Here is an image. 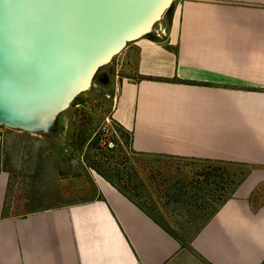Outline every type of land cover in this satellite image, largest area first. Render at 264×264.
I'll return each mask as SVG.
<instances>
[{
  "label": "crops",
  "instance_id": "obj_1",
  "mask_svg": "<svg viewBox=\"0 0 264 264\" xmlns=\"http://www.w3.org/2000/svg\"><path fill=\"white\" fill-rule=\"evenodd\" d=\"M162 29L125 46L112 119L138 155L250 174L184 244L102 178L95 198L6 214L0 167V264L264 263V0H176Z\"/></svg>",
  "mask_w": 264,
  "mask_h": 264
},
{
  "label": "rangeland",
  "instance_id": "obj_2",
  "mask_svg": "<svg viewBox=\"0 0 264 264\" xmlns=\"http://www.w3.org/2000/svg\"><path fill=\"white\" fill-rule=\"evenodd\" d=\"M175 1L150 35L165 26ZM125 50L95 70L88 89L56 114L48 132L0 124V167L9 172L4 211L22 214L95 198L99 176L119 186L187 244L231 196L249 165L134 153L130 132L111 117L121 77L127 76Z\"/></svg>",
  "mask_w": 264,
  "mask_h": 264
},
{
  "label": "water",
  "instance_id": "obj_3",
  "mask_svg": "<svg viewBox=\"0 0 264 264\" xmlns=\"http://www.w3.org/2000/svg\"><path fill=\"white\" fill-rule=\"evenodd\" d=\"M172 1L0 0V124L48 132L95 70L150 33Z\"/></svg>",
  "mask_w": 264,
  "mask_h": 264
},
{
  "label": "trees",
  "instance_id": "obj_4",
  "mask_svg": "<svg viewBox=\"0 0 264 264\" xmlns=\"http://www.w3.org/2000/svg\"><path fill=\"white\" fill-rule=\"evenodd\" d=\"M171 9H172V7H171ZM171 9H170V12H171ZM169 15H170V13H169ZM148 35H150V34H148ZM152 36V35H151ZM153 38H154V40H157V41H160V42H162V43H164L165 41H166V39H165V37H157L156 35H153L152 36ZM121 128V127H120ZM245 171H244V173L242 174V175H240V177L238 178V180H237V184L233 187V191H232V193L234 192V190H235V188L237 187V186H239V184L250 174V172H251V167L249 166V167H246L245 169H244ZM112 186H114L116 189H118L122 194H124L126 197H128L130 200H132V201H134V202H136L133 198H131L128 194H126L123 190H121L120 189V187L119 186H117L115 183H113L112 181H110V180H108V179H106ZM232 193H231V195H232ZM231 196H229L228 198H230ZM227 198V199H228ZM226 199V200H227ZM137 203V202H136ZM138 204V203H137ZM138 205H140V204H138ZM166 231H168L170 234H172L174 237H176L177 238V236L176 235H174L173 234V232H171L168 228H166L165 226H163V225H161ZM201 230V228L198 230V231H196L195 232V234H197L199 231ZM194 234V235H195ZM193 237V236H192ZM192 237L190 238V240L192 239ZM178 240H180L179 238H177ZM190 240H189V242H190ZM181 241V240H180ZM182 242V241H181ZM188 242V243H189ZM183 243V242H182ZM185 244V243H184Z\"/></svg>",
  "mask_w": 264,
  "mask_h": 264
},
{
  "label": "bare ground",
  "instance_id": "obj_5",
  "mask_svg": "<svg viewBox=\"0 0 264 264\" xmlns=\"http://www.w3.org/2000/svg\"><path fill=\"white\" fill-rule=\"evenodd\" d=\"M143 36V35H142ZM125 47H123L120 51H122L123 49H124ZM88 89V84L86 83L84 86H82V88H81V90H78L77 91V94L74 96V98L76 97V96H78L80 93H82V92H84L85 90H87ZM74 98L68 103V106L70 105V103L74 100ZM67 106V107H68ZM7 126L8 127H13V126H11V125H9V124H7ZM29 130H31V131H33V132H39V131H42V130H44L43 128H39V126H33V127H31V128H29ZM97 180H98V182L100 183V184H104L103 183V180L101 179V177H99V176H97Z\"/></svg>",
  "mask_w": 264,
  "mask_h": 264
},
{
  "label": "built area",
  "instance_id": "obj_6",
  "mask_svg": "<svg viewBox=\"0 0 264 264\" xmlns=\"http://www.w3.org/2000/svg\"><path fill=\"white\" fill-rule=\"evenodd\" d=\"M165 31H166L165 29H162V31H159V30H158V31L156 32V34H155V35H156L157 37H162V36H165L166 34H165V35H162V34H164V33H165Z\"/></svg>",
  "mask_w": 264,
  "mask_h": 264
}]
</instances>
